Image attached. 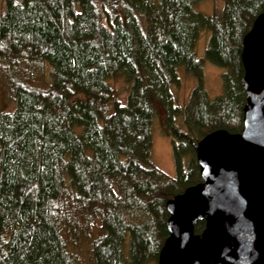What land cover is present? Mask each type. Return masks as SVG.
<instances>
[{
  "label": "trees",
  "instance_id": "1",
  "mask_svg": "<svg viewBox=\"0 0 264 264\" xmlns=\"http://www.w3.org/2000/svg\"><path fill=\"white\" fill-rule=\"evenodd\" d=\"M199 1L0 0V264H157L166 202L201 182L197 143L242 130V38L264 11ZM206 62L222 70L214 98ZM155 123L172 177L152 160Z\"/></svg>",
  "mask_w": 264,
  "mask_h": 264
},
{
  "label": "water",
  "instance_id": "2",
  "mask_svg": "<svg viewBox=\"0 0 264 264\" xmlns=\"http://www.w3.org/2000/svg\"><path fill=\"white\" fill-rule=\"evenodd\" d=\"M240 61L242 130L197 143L201 182L166 202L157 264H264V11L242 38Z\"/></svg>",
  "mask_w": 264,
  "mask_h": 264
},
{
  "label": "rangeland",
  "instance_id": "3",
  "mask_svg": "<svg viewBox=\"0 0 264 264\" xmlns=\"http://www.w3.org/2000/svg\"><path fill=\"white\" fill-rule=\"evenodd\" d=\"M221 0H201L193 5V9L204 15H211L215 10L222 9ZM216 12V11H215ZM218 13V12H217ZM206 34V33H204ZM206 37H201L197 47V54L202 57L204 44ZM19 62V63H18ZM24 61H16L15 67L11 68L12 71H20ZM203 86L206 89L208 96L214 98L221 94V73L222 70L210 63H205L203 67ZM179 78L181 79V88L178 90L179 102H186L192 88L196 85L195 79L186 75V73L180 68L178 70ZM113 88L124 95V91L127 89V84L122 80H114ZM1 87V86H0ZM152 160L157 168L166 173L168 176L174 174L173 160L171 153V141L170 138L164 136L161 133L158 123L152 126ZM149 264H156L155 262H149Z\"/></svg>",
  "mask_w": 264,
  "mask_h": 264
}]
</instances>
